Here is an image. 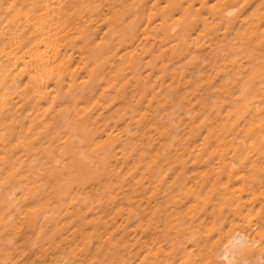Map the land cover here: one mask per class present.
I'll list each match as a JSON object with an SVG mask.
<instances>
[{"label": "bare ground", "instance_id": "bare-ground-1", "mask_svg": "<svg viewBox=\"0 0 264 264\" xmlns=\"http://www.w3.org/2000/svg\"><path fill=\"white\" fill-rule=\"evenodd\" d=\"M0 264H264V0H0Z\"/></svg>", "mask_w": 264, "mask_h": 264}]
</instances>
